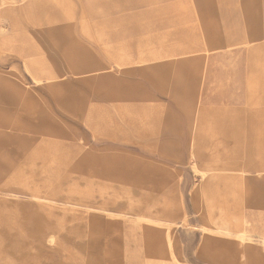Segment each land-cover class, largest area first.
I'll list each match as a JSON object with an SVG mask.
<instances>
[{
	"label": "rangeland",
	"instance_id": "374dc122",
	"mask_svg": "<svg viewBox=\"0 0 264 264\" xmlns=\"http://www.w3.org/2000/svg\"><path fill=\"white\" fill-rule=\"evenodd\" d=\"M263 240L264 0H0V264H264Z\"/></svg>",
	"mask_w": 264,
	"mask_h": 264
},
{
	"label": "bare ground",
	"instance_id": "6f19581e",
	"mask_svg": "<svg viewBox=\"0 0 264 264\" xmlns=\"http://www.w3.org/2000/svg\"><path fill=\"white\" fill-rule=\"evenodd\" d=\"M216 171H218V169L214 168V173H212V177L213 178H220V176H221L223 179H227V180H229V178L232 179L229 174H224V173H222L220 171H218V173H217ZM209 185H210L209 187H214L212 184H209ZM220 217L222 218L221 221L220 222H214V226H213L219 232L230 233V234L236 233L238 235V237L243 240L242 243L247 238H249L247 233H246V231L242 228L241 222H239V220H240L239 216L237 214H232V215L231 214H227V213L223 212V210H222L221 213H220Z\"/></svg>",
	"mask_w": 264,
	"mask_h": 264
},
{
	"label": "crops",
	"instance_id": "0c3cea01",
	"mask_svg": "<svg viewBox=\"0 0 264 264\" xmlns=\"http://www.w3.org/2000/svg\"><path fill=\"white\" fill-rule=\"evenodd\" d=\"M191 123V122H190ZM188 127H189V130H191V127L188 123ZM239 222H241V226L243 227V225L245 226V231H246V228H247V224L245 223V221L243 219H241V217L239 216ZM244 221V222H243ZM245 223V224H244ZM204 226V225H202ZM244 228V227H243ZM203 233V241H204V245H207V246H210V247H214V248H218V249H221V251L225 250V251H232L234 252L235 250H228V246H230L229 244H227L223 239H220V238H214L213 234H209L208 232ZM248 237H250L248 235ZM264 241V240H263ZM171 242V240H170ZM246 241H244L243 243L240 242L239 245L241 247H239L236 251L239 252V251H242V249L246 248V247H251L252 245L250 244H246L245 243ZM172 243H173V255H174V258L176 259V252H175V241L173 240V237H172ZM242 243V244H241ZM264 245V244H263ZM252 249V248H250ZM235 251V252H236Z\"/></svg>",
	"mask_w": 264,
	"mask_h": 264
}]
</instances>
